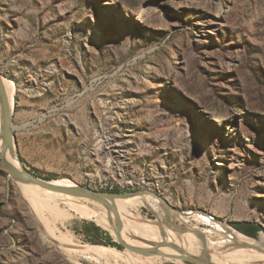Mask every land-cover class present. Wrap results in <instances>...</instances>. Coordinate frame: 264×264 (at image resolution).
Segmentation results:
<instances>
[{
    "label": "rangeland",
    "instance_id": "1",
    "mask_svg": "<svg viewBox=\"0 0 264 264\" xmlns=\"http://www.w3.org/2000/svg\"><path fill=\"white\" fill-rule=\"evenodd\" d=\"M0 77L29 173L145 193L156 212L129 210L159 230L201 233L204 216L264 237V0H0ZM58 207L67 220L39 217L0 162V264H192L110 246L91 213Z\"/></svg>",
    "mask_w": 264,
    "mask_h": 264
},
{
    "label": "bare ground",
    "instance_id": "2",
    "mask_svg": "<svg viewBox=\"0 0 264 264\" xmlns=\"http://www.w3.org/2000/svg\"><path fill=\"white\" fill-rule=\"evenodd\" d=\"M2 85L5 89L6 95L10 101V106H12L11 96L9 94L8 85H6L4 79L2 78ZM1 123V121H0ZM2 147V141L0 140V149ZM6 160L15 167H18V163L12 153L6 151L5 153ZM17 190L20 192L21 197L26 201V203L31 207L33 212L39 214L42 212H54L57 216L58 220L68 219L70 214L59 210L58 203L61 201L68 209L74 211H83L87 213H91L95 217V221L98 225L103 227L106 231H109L111 236L115 239H120L126 245L132 247L134 244H138L140 246L154 248L157 245L166 243V244H174L177 248L181 249L184 253H187L191 256L198 257L202 251L203 242L206 244V250L209 253L210 262L217 264V261L222 262V264H237L236 261L239 260V264H258L264 263V237L261 236L260 240H253L248 238L232 229L227 227V225H220L215 222H212L205 218L204 216H199L197 221L203 222L209 226L208 229H204L201 233H198L196 228L186 226L185 232H178L175 230V227L170 220L164 217V220L168 222H163L166 226L165 230H159V228L152 222L146 220L141 215H138L132 212L129 209H134L135 211L139 210L140 207H150L154 212L157 210V206L160 205V202H148L140 199H132L128 198L125 200H114L111 204L116 209V217L110 213L103 210L101 206L97 203L76 199L66 195L57 194L53 192H49L46 190H42L33 185H27L23 183L14 182ZM54 185L60 186H72L75 187L76 184L70 180L66 179H58L51 182ZM154 205V207H153ZM161 206V205H160ZM36 214V215H37ZM37 216V218H38ZM181 216V215H180ZM116 219L120 222L121 230L120 234L115 233L114 226ZM126 219L133 220L139 224H141L138 231V235H134L129 233V231L122 228V222H125ZM181 221L184 222L183 216L180 218ZM123 220V221H122ZM185 223V222H184ZM41 224V223H40ZM187 224V223H186ZM43 225V224H42ZM44 227V225H43ZM123 229V230H122ZM161 233V234H160ZM46 234V233H45ZM131 234V235H130ZM164 234V235H163ZM220 237V241L215 242L212 236ZM201 236V237H200ZM202 238V240H201ZM59 246H64L62 244L57 243ZM164 245V244H163ZM222 245L230 246L231 248L228 252H218L219 248ZM236 246L238 248H236ZM73 247V246H71ZM89 247V245L80 246L76 250H85ZM108 248V247H102ZM215 248V249H211ZM114 249V248H112ZM221 249V248H220ZM90 255L96 256L99 258L105 257L104 254H96L94 248H90L86 250ZM115 253V249L113 250ZM120 253V252H118ZM249 253V254H248ZM122 254V253H121ZM170 256H176L178 258L182 257V254L178 251L170 249L168 251ZM251 255L252 257H249ZM254 257V258H253Z\"/></svg>",
    "mask_w": 264,
    "mask_h": 264
},
{
    "label": "water",
    "instance_id": "3",
    "mask_svg": "<svg viewBox=\"0 0 264 264\" xmlns=\"http://www.w3.org/2000/svg\"><path fill=\"white\" fill-rule=\"evenodd\" d=\"M0 140L2 141V147L0 149V162L3 165L5 171L8 176L14 181L27 185H33L42 190H46L49 192L66 195L76 199L88 200L94 203H97L105 208L107 212L112 213L114 216L116 215V209L111 204L114 200H125L128 198H132L137 195H142L145 193H115V192H98L91 190L89 188L81 187L76 185L72 186H60L54 185L52 181H46L33 173H29L23 167L21 162L16 158L14 147L15 141L12 135V106H10V101L6 95L5 89L2 85V78L0 77ZM9 151L12 153L18 163V167L10 164L6 158L5 153ZM162 201V200H161ZM163 202V201H162ZM164 203V202H163ZM165 204V203H164ZM166 205V204H165ZM168 208V206L166 205ZM115 218H117L115 216ZM175 230L179 233H184L185 229H180L178 226L174 225ZM121 225L120 222L116 219L114 231L117 234H120ZM201 237V236H200ZM202 240V238H201ZM120 246L124 247V249L128 250L137 255H141L144 257L154 256L158 253V249H136L126 245L119 238L117 239ZM164 244V245H163ZM159 247H168L172 250L178 251L182 254V261L189 262L192 264H214L210 262L209 253L206 250V244L203 242L202 251L198 257L191 256L187 253L181 251V249L177 248L174 244H166L163 243ZM239 247V246H238ZM236 246V248H238Z\"/></svg>",
    "mask_w": 264,
    "mask_h": 264
},
{
    "label": "trees",
    "instance_id": "4",
    "mask_svg": "<svg viewBox=\"0 0 264 264\" xmlns=\"http://www.w3.org/2000/svg\"><path fill=\"white\" fill-rule=\"evenodd\" d=\"M232 228H234L239 233L249 237V238H255L256 234L259 232V226L251 224V223H232ZM96 230H99V228H96ZM107 244L113 247L121 248L120 245L115 244L111 241L110 237L107 238Z\"/></svg>",
    "mask_w": 264,
    "mask_h": 264
}]
</instances>
